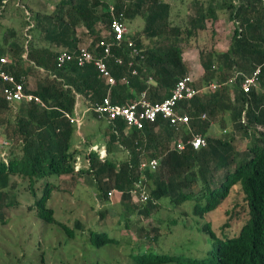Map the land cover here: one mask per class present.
<instances>
[{
  "label": "trees",
  "instance_id": "1",
  "mask_svg": "<svg viewBox=\"0 0 264 264\" xmlns=\"http://www.w3.org/2000/svg\"><path fill=\"white\" fill-rule=\"evenodd\" d=\"M6 6L7 0H0V18ZM173 9L169 0H60L53 12L36 14L33 38H21L9 30L0 36V57L8 55L12 59L4 68L19 80L36 74L33 93L46 105L16 104L11 126L10 112L15 105L6 102L0 85V113L4 112L6 117L0 122L11 127L8 135L12 146L9 159H0L1 218L8 199V204L13 203L11 207L20 203L17 193L12 196L16 183L10 182L11 176H23L36 196V215L48 223L58 222L69 237H75L76 232L57 221L54 209L47 206L57 187L50 176L81 174L75 168L77 156L82 154L74 147L77 127L66 114L74 113L77 93L93 103L109 97L114 104H126L144 91L153 102L162 101L168 95L165 92L190 71L180 38L183 26L173 24ZM190 9L186 19L190 34L208 29V21L216 23L220 12H228L229 20L235 24L231 42L224 51L200 52L205 70L203 82L226 81L235 75L236 81L181 102L183 110L191 115L190 129L181 130L185 131L184 149L177 147L178 132L164 117L139 129L128 126L124 120L109 123L95 116L105 124L107 154L102 157L98 150L84 154L87 168L81 171L91 176L100 198L109 199L113 190L120 193L123 201H132L133 209L145 217L162 211L165 200L172 210L190 206L191 212L184 210L180 214L191 218L192 214L194 218H203L217 209L222 211L223 223L213 225L208 221L198 226L211 238L210 250L204 257L167 254L171 250L165 244L156 247L162 230L167 228L155 225L147 231L142 226L152 244L147 252L135 255L134 264H264V0H193ZM114 18L125 24L137 19L144 22L141 30L128 31V36L146 55L144 62L136 65L137 75L131 74L133 67L128 64L126 42L121 47L115 44L112 49L115 55L124 58L125 64L107 58L117 79L115 85L102 79L93 63L79 66L72 61L57 67V54L62 49L76 53L84 37L89 40L88 47L100 55L96 43L101 39L113 41ZM80 24L84 26L81 34ZM142 36L158 43L153 46L147 43L150 47H145ZM258 67H261L262 90L245 93L241 79ZM123 76L128 77V82L122 81ZM220 117L222 124L225 121V129L227 124L231 129L226 134L209 135L212 123ZM192 133L205 136L207 145L195 149L188 144ZM241 138L249 140L244 150H239ZM87 141L86 148L92 144ZM115 148H123L124 158ZM153 158L159 159L155 170L141 167L142 162ZM220 171L224 174L218 176ZM140 179L151 188L146 201L133 200L132 189ZM41 188L43 192L37 196ZM225 205L229 208L223 209ZM127 221L126 226L130 227V220ZM170 223L176 226L178 220L172 218ZM76 225L81 227L79 223ZM170 227L167 232L173 230ZM89 239L96 246L117 244L106 231L90 230ZM114 264H120L119 260Z\"/></svg>",
  "mask_w": 264,
  "mask_h": 264
},
{
  "label": "rangeland",
  "instance_id": "2",
  "mask_svg": "<svg viewBox=\"0 0 264 264\" xmlns=\"http://www.w3.org/2000/svg\"><path fill=\"white\" fill-rule=\"evenodd\" d=\"M18 1L9 0L1 29L13 25L20 30L18 32L19 37L23 38V30L25 24H27L26 8L21 7L19 4L17 5ZM37 1L24 0V3L31 8ZM110 1L112 2L113 0ZM169 1H172L174 7L173 24L183 26L180 38L186 50L184 58L190 64V67H197L194 74L200 75V52L209 51L210 49L217 51L226 50L231 42L235 24L229 20L228 12L222 11L216 23L208 21V29L190 34L188 27H186V19L187 14L191 11L190 3L193 0ZM12 5L17 7L16 9L19 11L12 21H8L7 18L12 12V10L10 11ZM41 6L46 5L42 4ZM143 24L142 19H137L126 25L132 32L141 30ZM106 31L105 29L104 32ZM146 41L151 46L158 43V41L154 43L153 40L149 39H146ZM147 46L150 47L149 45ZM36 78V74H30L29 83L34 88ZM17 108L18 106L15 105L11 109L9 118L11 126L13 125ZM3 113H0L2 121L6 118L3 117ZM224 125L225 121L222 124V118H217L209 135L226 134L223 132L225 129ZM230 127L231 125H226V129H231ZM10 128L7 122H0V159L3 158L5 161L9 159L8 154L12 147L11 136L8 135ZM75 137L77 142L74 147L82 152V154L77 156L75 168L81 174H76L75 176L63 175L60 177L56 175L50 176L57 187L54 188L47 204L48 207L54 209L57 221L63 222L76 232L75 237H69L58 222L48 223L37 216L34 202L36 196L30 191L28 179L23 176L13 175L10 178V182L16 183V189L12 196L14 198L17 193L20 203L17 207H11L13 203L8 204L10 203V199H8L6 201L7 204L2 208L5 211L4 218L0 217V264H114L118 260L120 264H134L135 255L147 252L150 243L152 244V241L146 237V231H142L141 227H146L148 231L155 225H162L167 228L162 230L156 244V247L164 244L168 246L171 251H167V254L172 253L183 258L189 255L202 258L207 254L206 252L211 247V238L202 228L199 230L198 226H200V223L208 221L213 225L223 223L221 210L217 209L203 218H194L192 214L190 215L192 216L191 218L181 215L184 210L191 212L190 206L178 207L176 210H172V206L165 200V207L162 211L153 217H145L139 215L133 209L132 201H123L120 198V193H115L109 199L104 200L98 196L91 176L87 173H82L81 170L83 167L87 168L84 154L92 150H98L102 157L106 155V149H104V143H106L107 139L105 124L96 120L90 111L89 115L84 117L82 126L76 130ZM86 139L89 140L87 141L88 144L92 142L87 148L85 146ZM174 144L172 143V146ZM238 145L239 150H244L249 145V140L241 138ZM115 150L121 157L125 154L122 152L123 148H115ZM222 174H224L222 171L217 173L218 176ZM148 188L151 190L150 186ZM42 192V188L37 190V196H40ZM235 196H237V193ZM225 208H229V206L225 205L223 209ZM172 218L178 220L176 226L169 225ZM127 219L130 220V227L126 226ZM158 219H161L162 222L160 223ZM185 222H189L190 225L185 227V224L183 225ZM77 223L81 224L80 228L77 227ZM169 226L173 228L171 232H167L168 229L171 230ZM90 230L108 232L112 238L117 240L115 241L117 244L94 245L89 239ZM161 264H170V262Z\"/></svg>",
  "mask_w": 264,
  "mask_h": 264
},
{
  "label": "built area",
  "instance_id": "3",
  "mask_svg": "<svg viewBox=\"0 0 264 264\" xmlns=\"http://www.w3.org/2000/svg\"><path fill=\"white\" fill-rule=\"evenodd\" d=\"M32 26L33 24L29 25L28 29ZM111 28L113 41L110 42L109 40L101 39L96 43V48H99L100 55H97L95 51H92L88 45H80L76 53L64 49L57 54V67L62 68L68 62L72 61H76L79 66H83L87 63H94L99 71V76L102 79H105L108 84L114 85L117 81L111 73L107 58L112 57L117 64H125L124 58L115 55L112 49L115 44L121 47L122 42H126L128 48L127 53L130 58L128 64L133 67L132 74H137V63L145 59L143 49L127 35V25L120 19L114 18L111 23ZM28 38H31V36L28 35ZM9 62H11V59L8 55L0 57V85L3 86L2 94L6 102L11 105H16L21 102H35L46 107L41 97L33 93L34 87L30 85L29 78L22 76L19 80L13 72L4 68ZM259 72L260 70L244 78L242 84L246 92H249L253 87H259ZM127 80L128 78L126 76L122 78V81L127 82ZM193 82L194 79L191 75L182 77L177 82L170 96L161 102H152L147 98L146 93H143L138 99L126 105L114 104L109 97H106L102 102L91 103L89 109L94 110L97 113L98 118L108 121L122 119L129 125L136 126L137 128H142L145 122L155 121L158 116L162 115L170 120V123L176 130H180L184 124H188L190 118L187 114H184L179 110L178 102L185 98H190L200 92L199 89L195 88ZM219 86L220 84L213 83L207 88L215 90ZM67 116L72 123L80 128L84 121L85 111L80 112L76 107L74 114H67ZM191 142L195 148H200L207 144L206 139L202 135H196ZM179 148L183 149L184 145L180 144ZM157 164L158 161L156 159L150 161V166L153 169L157 167ZM142 166L145 167L146 164L143 163ZM136 186L137 188L134 192L138 196V199L142 201L146 200L147 194L146 191L143 190L142 181L140 180ZM109 194L112 195L113 192H110Z\"/></svg>",
  "mask_w": 264,
  "mask_h": 264
},
{
  "label": "clouds",
  "instance_id": "4",
  "mask_svg": "<svg viewBox=\"0 0 264 264\" xmlns=\"http://www.w3.org/2000/svg\"><path fill=\"white\" fill-rule=\"evenodd\" d=\"M31 24H33L32 23V21H31V19H27V26H29V25H31ZM27 26H25V27H27ZM34 27V24H33V26L31 27V28H29V29H27V32H26V36L28 37V35H30V33H29V31L30 30H32V28ZM128 28V27H127ZM128 31H129V29H128ZM127 35H128V33H127ZM31 36V35H30ZM82 43V42H81ZM88 44V42H83L81 45H87ZM139 46V45H138ZM139 47H141V46H139ZM143 49V48H142ZM62 50H64V49H62ZM143 54L145 55V53H144V50H143ZM201 54V53H200ZM25 56H27V55H25ZM183 56H184V54H183ZM10 57V56H9ZM11 59V58H10ZM145 59H146V55H145ZM144 59V60H145ZM185 59V58H184ZM12 60V59H11ZM144 60L143 61H141V62H139V63H137V64H142L143 62H144ZM186 60V59H185ZM76 62V61H75ZM34 63V62H33ZM200 63H201V57H200ZM78 64V63H77ZM87 64H89V63H87ZM94 64V63H93ZM202 64V63H201ZM189 66H190V64H188ZM111 70V69H110ZM258 70H260V72L258 73V76H259V81H260V85H259V87H253L249 92H251L253 89H255L256 91H258V92H260L261 90H262V86H261V67H258V68H256L252 73H249V74H247V75H243L244 77H243V79H241V88H242V90L245 92V93H249V92H246L245 90H244V88H243V81H244V78L246 77V76H249V75H252V74H254L256 71H258ZM112 73V72H111ZM204 73H205V70H204ZM204 73L202 74V76L201 77H197V76H195V74L194 73H191V67H190V71L187 73V74H185V75H183V76H181L179 79H178V81L182 78V77H184V76H186V75H191L192 77H193V79H194V82H193V85L195 86V88L196 89H199L200 90V92L199 93H197V94H195V95H193L192 97H190V98H185V99H183V100H180L179 102H178V108H179V110H181L184 114H187L188 116H189V118H190V120H189V122H188V124H184L182 127H181V129L180 130H176L177 132H178V142H177V147L179 148V145L180 144H182V145H184V148L186 147V143L184 142V141H182L183 140V133L185 132V131H181V130H188V129H190V121H191V115L190 114H188L186 111H184L183 110V106H182V104H181V102H184L185 100H191L192 98H194V97H196V96H201V95H206V94H208V93H211V92H215L216 90H218V89H220V88H222L224 85H226L227 83L228 84H230V83H233V82H235L236 81V78H237V76L235 75L234 77H231L230 79H228V80H226V81H219V80H214V81H212V82H209V83H204L203 82V76H204ZM131 74H132V72H131ZM138 74V73H137ZM137 74H132V75H137ZM238 74V73H237ZM100 75V74H99ZM113 75V74H112ZM239 75V74H238ZM123 77H125V76H123ZM122 77V78H123ZM127 77V76H126ZM128 78V77H127ZM116 79V78H115ZM105 80V79H104ZM106 81V80H105ZM116 81H117V79H116ZM177 81V82H178ZM127 82H128V80H127ZM213 83H217V84H220V86L217 88V89H215V90H212V89H209V88H207L208 86H210L211 84H213ZM177 84V83H176ZM115 85V84H114ZM176 86V85H175ZM175 86L171 89V91H170V93L163 99V100H165L168 96H170V94H171V92L173 91V89L175 88ZM143 93H146L145 91L143 92ZM142 93V94H143ZM141 94V95H142ZM140 95V96H141ZM139 96V97H140ZM146 96H147V93H146ZM139 97H137L136 99H138ZM78 98H79V96L77 95V100H78ZM147 98H148V96H147ZM136 99H134V100H136ZM149 99V98H148ZM133 100V101H134ZM150 100V99H149ZM162 100V101H163ZM133 101H130L129 103H131V102H133ZM152 101V100H151ZM99 102V101H98ZM153 102V101H152ZM157 102H161V101H157ZM91 103H93V102H91V100H89V108H90V105H91ZM95 103V102H94ZM129 103H126V104H129ZM126 104H119V105H126ZM77 107V102H76V106H75V108ZM89 111H92V113L93 114H96L95 116L98 118V116H97V113L94 111V110H91V109H89ZM74 112H75V110H74ZM68 114V113H67ZM67 114H66V116H67ZM74 114V113H73ZM70 115V114H69ZM85 115H86V112H85ZM161 117H163L162 115H160ZM160 116H158V118L160 117ZM68 117V116H67ZM157 118V119H158ZM165 118V117H164ZM203 118H206V114H203ZM222 118V117H221ZM99 119H101V118H99ZM156 119V120H157ZM167 119V118H166ZM102 120H104V121H107V122H109V123H112V122H114V121H116V120H114V121H108V120H105V119H102ZM120 120H122V119H120ZM155 120V121H156ZM155 121H152V122H145V124L146 123H153V122H155ZM170 121V120H169ZM126 122V121H125ZM216 121H214L213 123H212V125L215 123ZM72 123V122H71ZM74 124V123H73ZM128 124V123H127ZM145 124H144V126H145ZM76 125V124H75ZM128 126H131V127H136V126H132V125H129L128 124ZM144 126L142 127V128H139V129H143L144 128ZM173 126V125H172ZM76 127H77V125H76ZM174 127V126H173ZM77 129H78V127H77ZM229 129H224V133H226L227 131H228ZM196 135H202L201 133H192V137H190V138H188V140H187V143L188 144H191L193 147H194V145L192 144V139L196 136ZM203 136V135H202ZM204 138H205V136H203ZM206 139V138H205ZM206 141H207V139H206ZM175 144H176V142H175ZM174 144V145H175ZM207 145V144H206ZM205 145V146H206ZM205 146H202V147H205ZM183 148V149H184ZM195 148V147H194ZM201 148V147H200ZM104 149H106V147L104 146ZM179 149H181V148H179ZM195 149H199V148H195ZM106 154H107V151H106ZM102 156V155H101ZM105 156V155H104ZM103 156V157H104ZM153 159H156L157 161H158V164H157V166L159 165V159L158 158H153ZM153 159H150V160H145L144 162H142V164L143 163H145L146 164V166L145 167H143L142 166V164H141V167L142 168H147V167H150L151 168V166H150V161L151 160H153ZM157 168V167H156ZM155 168V169H156ZM151 169H153V168H151ZM155 169H153V170H155ZM141 180V179H140ZM140 180H138L136 183H135V185H134V187H133V189H132V196H133V200L134 201H142V200H139L138 199V196L135 194V192H134V190L137 188V186H136V184L140 181ZM142 181V187H143V190H145L146 191V194H147V199H148V195H149V192H150V190H149V188H148V186H147V184H145L144 182H143V180H141ZM111 192H113V194H117V192H115V191H111ZM113 194L112 195H110L109 194V196L111 197V196H113ZM146 199V200H147ZM146 200H144V201H146ZM205 256V255H204Z\"/></svg>",
  "mask_w": 264,
  "mask_h": 264
},
{
  "label": "crops",
  "instance_id": "5",
  "mask_svg": "<svg viewBox=\"0 0 264 264\" xmlns=\"http://www.w3.org/2000/svg\"><path fill=\"white\" fill-rule=\"evenodd\" d=\"M59 1L60 0H50V1H48V0H38L37 3L34 4V6L30 8L24 3V0H19L17 2V5L19 4V5H21V7H25L26 8L27 19H31L32 23L35 24V16H36V14L38 12H42V13H51V12H53L56 9L57 3ZM8 2H9V0H7V5H8ZM42 4H45L46 6L42 7L41 6ZM14 7L15 6L12 5V7L10 8V11L12 10V12H11V15L7 18L8 21H12L13 18L16 16L17 12L19 11L18 9H16L17 7H15V8ZM6 8H8V7L6 6ZM13 8H14V10H13ZM6 10L7 9H5L4 14L0 18V36H2L5 33L6 30L7 31L9 30L10 32H12V34H14L13 31H15L16 32V36H19L18 32L20 30H18L17 27H15L13 25H10V26H8L6 28L1 29V25H2V23H4L3 21H4V18L6 16ZM25 26H27V24H25ZM27 29H28V26L24 27V30H23V34L24 35L22 34V36H26ZM83 31H84V26L82 24H80L78 26V33L81 34ZM29 33L31 35V38L36 36V31L34 29L30 30ZM86 39H87V37H84L83 41H87L88 42L89 40H86ZM142 43L146 47L147 41L145 39V36H142ZM40 45H47V43L46 42H40ZM199 65H200L201 73H200V75H195L197 77H201L202 74L204 73L203 65L202 64H199ZM196 70H197V67H195V66L191 67L192 73H195ZM153 84H155V82H153ZM170 91L171 90L165 92V95L169 94ZM77 95L79 96V98L77 100V110L80 111V112H84L85 111L86 112L85 116L89 115V112H90L89 111V100L84 95H81L80 93H77ZM91 113H92V111H91ZM94 118H95V115H94Z\"/></svg>",
  "mask_w": 264,
  "mask_h": 264
}]
</instances>
